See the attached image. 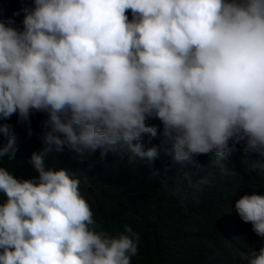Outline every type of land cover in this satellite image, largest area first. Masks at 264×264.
<instances>
[{"label":"clouds","instance_id":"clouds-1","mask_svg":"<svg viewBox=\"0 0 264 264\" xmlns=\"http://www.w3.org/2000/svg\"><path fill=\"white\" fill-rule=\"evenodd\" d=\"M32 4L21 9L22 30L0 16V121L48 117L37 126L38 153L24 158L38 177L0 166V264H143L146 234L101 230L80 179L46 160L52 150L150 165L163 152L190 181L212 178L201 163L221 165L236 145L243 170L225 173L236 180L214 191L191 183L185 193L205 222L227 215L216 250L205 251L215 264H264V0ZM0 136L2 165L17 149L10 125L0 122Z\"/></svg>","mask_w":264,"mask_h":264},{"label":"trees","instance_id":"trees-1","mask_svg":"<svg viewBox=\"0 0 264 264\" xmlns=\"http://www.w3.org/2000/svg\"><path fill=\"white\" fill-rule=\"evenodd\" d=\"M24 7H33L32 0H0V16L4 20H14L12 26L22 30L24 13L21 9ZM17 12L19 15L14 16ZM128 15L131 18L130 11ZM47 118L46 113L32 112L30 125L19 123L17 115L0 121L10 125L16 136L15 157L10 160L7 155L4 156L0 165L15 178L23 180L38 177L30 173L24 158L33 152L38 153V143H34L39 136L37 126ZM161 139L149 147L160 146ZM6 143L7 137L0 136V144ZM149 147H145V150ZM236 148L238 151L221 165L201 163L212 178L200 180L191 176L190 181L183 176L187 166L175 164L163 152L150 165L147 161L129 162L127 154L119 157L107 154L102 158L101 153L96 151L91 155L85 152L80 156L65 146L60 152H49L46 160L55 162L70 176L80 179L81 194L90 205L101 230L119 236L124 234L127 225L134 232L137 229L140 234H146V247L140 253L143 264H197L201 256L205 258L204 264H215L212 254L205 251L211 246L216 250L214 236L227 224V215L221 214L213 223L205 222L199 211L187 200L185 189H193L191 183H204L209 190L214 191L221 183L236 180V177L225 174L233 167L237 173L243 170L240 164L242 148L237 145ZM181 188H184V192H180ZM163 205L172 211L173 223L168 219ZM155 219L170 234V238L160 236L162 230ZM182 238L192 241L188 248L179 243ZM248 242L253 246L257 244L251 235Z\"/></svg>","mask_w":264,"mask_h":264}]
</instances>
